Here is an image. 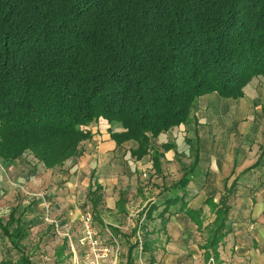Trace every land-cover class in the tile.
I'll return each instance as SVG.
<instances>
[{"label":"trees","instance_id":"16d2710c","mask_svg":"<svg viewBox=\"0 0 264 264\" xmlns=\"http://www.w3.org/2000/svg\"><path fill=\"white\" fill-rule=\"evenodd\" d=\"M258 74H264V0H0V158L29 153L46 168L62 167L82 154L92 135L86 125L102 117L122 127L111 130L118 144L138 142L131 151L141 159L152 137L187 121L197 96L240 97ZM196 164L174 187L185 188ZM228 180L219 203L209 199L215 220L202 248L215 264L232 231L237 180L230 186ZM102 190L90 189L95 208ZM180 198L164 201V226ZM119 203L123 208L124 199ZM157 209L152 203L146 219ZM186 211L202 224L200 209ZM0 226L21 251L17 261L0 264H34L16 210L0 217ZM138 231L143 238L128 249L126 264H134L138 245L155 264L154 229L139 222Z\"/></svg>","mask_w":264,"mask_h":264},{"label":"crops","instance_id":"0c3cea01","mask_svg":"<svg viewBox=\"0 0 264 264\" xmlns=\"http://www.w3.org/2000/svg\"><path fill=\"white\" fill-rule=\"evenodd\" d=\"M243 89L244 93L236 98L223 97L217 91L197 96L191 105L187 121L152 137L151 148L141 159L134 157L131 151L138 146L137 141L129 139V141L118 144V141L112 139L111 136V130L118 129H115V126H112L106 119L98 118L86 125L92 135L91 138L82 142L80 157L72 164L70 161L74 158L67 160L63 166L64 169L68 166L69 172L64 178L66 182L61 185L55 184L54 175H52L53 168L44 167L33 174L19 158L11 162L0 158V208L6 207L9 204L8 201L15 200L20 187L24 190L35 191L44 184L54 183L48 190L44 189L45 194L41 193L43 197L36 202L35 207H38L36 211H44L51 204L53 197H57V201L54 203L57 212L53 216L60 217L62 215L61 218L65 219L67 223L82 221L84 213L81 208L76 207L75 210H70L67 206L75 204V198L67 196L66 199V197L61 198L60 196H65L69 190L75 193L77 188L85 187V185H88L90 190L96 184H101L102 200L106 209L111 213L125 214L127 209L124 193L129 190L134 178L137 180L143 171L149 169L157 174L163 173V177L169 171L175 170L179 174L177 178L173 179L175 182L171 187L176 188L174 184L178 183L185 172H188L187 170L197 161L194 173L190 175V182L185 188H176L179 190V194L174 196H181V198L179 203L173 206H178V210L172 213V206L165 213V215H170L166 216L168 221L165 226L163 225V230L165 229L169 235L173 234L174 243L172 246L178 247L179 239L176 232L184 230L182 226L188 223L200 230L206 227L211 228L215 220V212L209 199L213 197V201L219 203L220 197L226 191V179H229L228 186L233 180H237L236 195L243 193L250 195L244 200L243 206L252 210L253 217H259L264 211V74L255 75ZM101 119L108 122L110 130H106L104 126H97ZM166 145H169V148ZM156 154L160 156L158 167L155 165ZM136 191L137 194L140 191L142 193L139 186ZM174 196L170 195L169 197ZM90 198L89 196V202L93 206ZM121 198L124 199L123 208L119 203ZM148 200L144 208L145 212L152 203L155 204L154 201L148 202ZM156 205L159 206V209L161 208L159 204ZM165 206L166 204L164 208ZM187 208L201 210L202 224L190 218L186 211ZM17 209L13 207L10 213L16 210L17 215ZM94 213L95 219L101 218L106 221L101 208L94 207ZM211 213L214 217L210 220L212 223L208 224L209 221L205 218ZM0 217L4 216L0 215ZM106 222L108 223V221ZM26 231L25 228L24 237ZM226 238L221 242L219 248L224 244ZM4 239L11 242L0 226V245L5 241ZM67 242L68 240L62 245H66V249ZM10 244L11 247L7 249V257L2 258L0 263L5 258L17 261L21 257V251H18L12 242ZM203 244L199 248L203 251L205 264L210 262L215 264L213 257L207 259L206 251L202 248ZM23 247L29 254L24 243ZM58 249L55 250V254ZM66 249L63 257L59 258L57 255L58 261L63 262L68 258L69 254L66 253ZM219 251L218 262L220 263L216 261V264H225L221 250ZM30 256L32 258V255Z\"/></svg>","mask_w":264,"mask_h":264},{"label":"rangeland","instance_id":"374dc122","mask_svg":"<svg viewBox=\"0 0 264 264\" xmlns=\"http://www.w3.org/2000/svg\"><path fill=\"white\" fill-rule=\"evenodd\" d=\"M97 126H104L106 130L111 129L104 119H101ZM112 126L118 130L122 128L116 123H113ZM79 157H74L70 161L71 164ZM19 159L33 174L45 167L42 162L29 153H25ZM67 172H69L68 166L66 169L63 166L53 168L52 175H54L56 185L66 182L64 178ZM162 174L148 169L143 171L137 180L134 178L129 190L124 193L127 209L125 214L111 213L101 200L98 206L103 211L108 223L101 218L95 219L94 206L88 199L90 191L88 185L77 188L75 193L69 190L65 196H60L61 198L66 197V199L67 196L75 198L76 203L67 206L70 210L80 207L84 213L82 221L67 223L65 219L61 218L62 215L60 217L53 216L57 212L54 205L57 197H53L51 204L44 211H36L38 209L35 207L36 202L43 197L41 193L45 194V190H48L54 183L44 184L35 191L24 190L20 187L15 200L8 201L9 204L6 207L0 208V215L7 219L11 209L18 208L16 218H20L27 230L26 236L22 240L26 251L32 255L34 264H91L93 261H100V264H125L130 246L137 239L142 240L143 238L141 231H138L137 235L133 234V229L139 222L148 224L150 230L155 229L150 236L155 241L153 252L156 255V264H205L203 251L199 246L205 243L210 235L209 227L200 230L189 223L182 226L184 230L176 232L179 239L178 247L172 246L174 243L173 234L169 235L165 229L163 230L159 213L164 208L165 199L170 195L179 194V190L171 187L175 182L173 179L177 178L179 173L171 170L163 177ZM138 186L142 193L140 191L137 194ZM247 197L250 195L244 193L230 197V202L233 204L231 210L233 231L229 233L226 241L219 248L225 264H264V211L259 217H253L252 210L243 206ZM147 200L148 202L154 201L161 207L154 212L151 220L146 219L144 211ZM171 210L172 213H175L178 206H173ZM169 215L166 214L165 218ZM213 217L212 213L207 215L205 219L209 221L208 224L212 223L210 220ZM111 223L113 224L111 225ZM4 240L0 245V260L7 257V249L11 247V242ZM66 240H68L66 253L69 256L60 262L55 250L61 247ZM93 241H97L96 246L93 245ZM133 253L135 264L149 263L151 252H143L141 245L136 246Z\"/></svg>","mask_w":264,"mask_h":264},{"label":"built area","instance_id":"2783aa9c","mask_svg":"<svg viewBox=\"0 0 264 264\" xmlns=\"http://www.w3.org/2000/svg\"><path fill=\"white\" fill-rule=\"evenodd\" d=\"M89 233H90V231H89ZM93 245L96 246L97 245V241H93ZM91 264H100V261H93Z\"/></svg>","mask_w":264,"mask_h":264}]
</instances>
